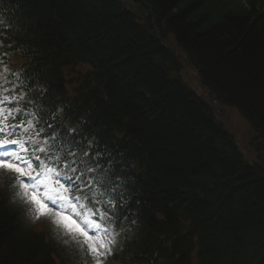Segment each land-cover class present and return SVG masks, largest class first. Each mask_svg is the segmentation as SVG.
I'll list each match as a JSON object with an SVG mask.
<instances>
[{"label":"trees","instance_id":"16d2710c","mask_svg":"<svg viewBox=\"0 0 264 264\" xmlns=\"http://www.w3.org/2000/svg\"><path fill=\"white\" fill-rule=\"evenodd\" d=\"M35 1L12 0L0 5V14L14 26L23 21L26 32L35 30L21 38L36 49L29 63L34 78L52 83L50 110L56 107L63 114L55 133L79 134L84 145L106 154L102 165L129 159L136 149L137 162L149 168V178L141 181L146 193L139 200L140 220L151 232L174 237L176 253L196 239L191 250L201 243L210 253L245 237L260 251L257 264H264V13L257 3L252 4L256 13L241 8L235 16L233 6L219 10L220 0H146L170 19L178 42L197 58L204 80L216 87L223 121L245 130L247 124L229 117L234 108L252 125L254 131L243 136L252 148L251 163L220 126L214 107L161 72L159 61L141 48L145 41L132 36L129 19L100 16L102 0H47L51 14L39 17ZM185 2L188 7L173 12ZM83 25L91 33L80 40L67 37L68 29ZM92 42L91 51L86 46ZM93 51L97 55L91 56ZM88 61L104 65L105 74L88 71L79 78L72 86L77 88L73 99H80L72 101L62 87L66 74ZM32 66H39L38 76ZM131 136L136 143L128 149ZM150 175L155 179L150 181ZM169 204L176 207L169 209ZM10 208L0 193V264L78 263L79 251L61 255L55 237L31 222L23 208ZM156 212L167 222L159 221ZM172 263L189 264L190 259L172 257Z\"/></svg>","mask_w":264,"mask_h":264},{"label":"snow or ice","instance_id":"6c2138e0","mask_svg":"<svg viewBox=\"0 0 264 264\" xmlns=\"http://www.w3.org/2000/svg\"><path fill=\"white\" fill-rule=\"evenodd\" d=\"M8 103H11L9 98L0 95V169L14 174L19 196L31 206L34 220L42 216L53 218L57 225L66 230V234L92 256L95 264H102V260L111 254L115 239L105 243L101 238L113 236L107 225L119 219L118 210L123 203L105 200L104 193L96 190L94 177L87 176V173L95 171L84 160L88 156L87 151L82 150L80 156L63 148L60 149L63 156L60 152L52 151L48 141H55V134L41 139L44 128L36 130L39 121L34 113L32 120L9 123L23 110L5 107ZM10 145H16V148ZM34 161L38 162L35 166ZM81 165L84 167L81 168ZM60 177L68 184L67 187L61 183ZM82 201H88L90 206ZM101 206L104 211H100ZM66 211L74 213L80 222L71 215H65ZM93 216L98 217L100 222L92 219Z\"/></svg>","mask_w":264,"mask_h":264},{"label":"bare ground","instance_id":"6f19581e","mask_svg":"<svg viewBox=\"0 0 264 264\" xmlns=\"http://www.w3.org/2000/svg\"><path fill=\"white\" fill-rule=\"evenodd\" d=\"M87 34H89V33H91V31L92 30H90L87 26H85V25H83L82 27H81ZM76 29H79V28H76ZM80 34H82L81 32H80ZM79 34V35H80ZM76 45H78V44H76ZM92 45H94V43L92 42V43H89L88 44V49L90 48V47H92ZM202 67V66H201ZM202 69H203V67H202ZM203 71H204V69H203ZM115 79H117V78H115ZM117 81V83H119V80L117 79L116 80ZM119 85V84H118ZM227 94V93H226ZM228 95V94H227ZM151 236H153L154 237V233H152V234H150Z\"/></svg>","mask_w":264,"mask_h":264},{"label":"rangeland","instance_id":"374dc122","mask_svg":"<svg viewBox=\"0 0 264 264\" xmlns=\"http://www.w3.org/2000/svg\"><path fill=\"white\" fill-rule=\"evenodd\" d=\"M111 12H113L112 14H114L115 13V10L113 11V9L111 8ZM136 30H139V29L137 28Z\"/></svg>","mask_w":264,"mask_h":264}]
</instances>
